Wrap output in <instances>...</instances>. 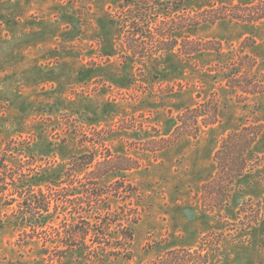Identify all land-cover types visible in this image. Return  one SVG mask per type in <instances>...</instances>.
<instances>
[{
	"label": "rangeland",
	"instance_id": "obj_1",
	"mask_svg": "<svg viewBox=\"0 0 264 264\" xmlns=\"http://www.w3.org/2000/svg\"><path fill=\"white\" fill-rule=\"evenodd\" d=\"M137 1L0 0V264H264V22Z\"/></svg>",
	"mask_w": 264,
	"mask_h": 264
},
{
	"label": "trees",
	"instance_id": "obj_2",
	"mask_svg": "<svg viewBox=\"0 0 264 264\" xmlns=\"http://www.w3.org/2000/svg\"><path fill=\"white\" fill-rule=\"evenodd\" d=\"M231 1L234 2V1H238V0H231ZM181 2H183V1H181V0L177 1V3H176L177 6H175L174 8H179ZM209 2H210V4H212V6H210V8L206 10L207 13L210 14V16L208 17L209 22H210V20H212L211 22H215L216 20H219V19L223 20V19H227V18L228 19L231 18L233 20H237V21L245 22V23H261V22H264V0H254L250 4H242L241 0H239L238 3H236V4L235 3L227 4V5L222 4L221 6H217L218 0H209ZM159 5H160V0H153V1L152 0H145V1L139 0L135 3V7H134V8H138V10H139L137 12V15L134 18H132L130 21H127L126 23L123 22L122 25H120V23H117L118 25H120L121 31H123V35L125 36L126 44L129 47V49H130L129 51H131V54H132L131 57L134 58V57H136V54H139L137 51L139 49H141V46H139L138 44H139L141 38L143 37V35L151 34L153 27L157 26V23L163 24L165 22V19L160 20V18H157L158 15H156V13H155V11H157V8ZM162 6L164 7V9L169 10L174 5L171 4V7H170V5L167 6V5L163 4ZM218 11H224V12L223 13L219 12L218 14H216ZM165 39L166 38L163 37L162 40H165ZM162 44L166 45L165 43H162ZM256 93H257L256 89L251 92V94H254V95ZM188 111H189V115L185 112V113H183V115L180 118L183 119L184 117L192 116L193 124L197 125L198 117L200 116V114L197 111L192 112L189 109H188ZM195 113H198L199 115L195 114ZM202 113H205V112H202ZM188 121H191V120H187V123H188ZM211 124H213V123L208 122V119L206 121H204V125H206V126L211 125ZM244 129L254 131L253 138L249 139V141H250L249 144H251V146H252V144L255 143L256 140L259 138V136L262 132V129H263V125L257 124L253 127H247V128L245 127ZM191 134L194 138H197V136H199L200 132L196 131L195 133H191ZM236 139H239L238 141L241 140L240 142L242 144H237L238 141ZM225 144H226L225 146L227 147L228 152L231 149H233V151L234 150L238 151V149H239L238 146H240V147H247L248 146L247 139H240L239 137H230V136L228 137V142H226ZM226 147H221L217 151V153ZM233 151L228 153V155H230L231 158L228 159L226 164L228 163L230 166H233V165H237V164L243 165V163H247V160L243 156L238 158L239 153H237V152L235 153ZM218 154L220 155V153H218ZM217 162H218V164L222 163L224 165L225 159H222V157L220 159L217 158ZM92 163H93V158L90 159L89 161H87L85 164H87L86 166H89ZM104 166H106V165H104ZM30 206H32V204ZM76 234H81V237H82V235H85V233H75V235Z\"/></svg>",
	"mask_w": 264,
	"mask_h": 264
},
{
	"label": "crops",
	"instance_id": "obj_3",
	"mask_svg": "<svg viewBox=\"0 0 264 264\" xmlns=\"http://www.w3.org/2000/svg\"><path fill=\"white\" fill-rule=\"evenodd\" d=\"M110 56V55H109Z\"/></svg>",
	"mask_w": 264,
	"mask_h": 264
}]
</instances>
